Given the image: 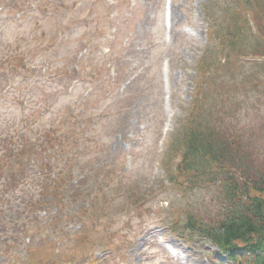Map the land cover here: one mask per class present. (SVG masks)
<instances>
[{
  "label": "rangeland",
  "instance_id": "1",
  "mask_svg": "<svg viewBox=\"0 0 264 264\" xmlns=\"http://www.w3.org/2000/svg\"><path fill=\"white\" fill-rule=\"evenodd\" d=\"M0 4L6 8L0 13V51L7 47L15 50L20 60L23 57L26 67L22 75L34 66L42 69L40 75L34 74L36 79L23 76L14 83L17 88L22 83L27 94L22 101L26 107L30 102L36 112L19 110L16 92L5 93L9 74L6 58L0 54V70L4 71L0 75V129L6 137L2 145L7 147L0 152L1 159L16 170L17 144H28L20 133L24 130L29 133L27 138L35 137L30 126L37 134L63 138L72 131L63 123L69 108L85 119L92 116L93 122L85 128L92 141L65 136L78 147L69 141L71 146L58 153L42 145L28 171L22 164L20 173L26 178L8 200L12 205L21 204H14L13 214L6 217L13 225L6 223L8 231L0 233V264L24 260L37 240L36 226L41 227L40 219L47 217L41 213L38 225L21 217L34 216L24 206L32 195L40 194L44 175H36L34 170L42 166L58 169L54 177H70L72 189L80 187L77 184L82 179L95 177V188L101 191L93 208V223L78 220L80 208L87 202L72 205L60 218L61 225L67 227L66 239L57 245L66 249L63 257L72 251L86 264H100L102 253L111 246L131 243V237L137 243L127 256L129 264H226L227 259L211 254L215 250L208 243L188 242L162 229L160 224L174 219L173 212L209 213L221 207L219 201L214 202L220 193L218 187L167 193L172 189L165 182V165L177 157L170 156L168 149L182 135L187 111L202 97L214 105L220 103L221 111L239 119L238 124H232L237 125L234 132L230 131L241 138L234 154L239 146L248 144L249 148L236 154V159L244 161L246 150V160L264 167V64L255 67L240 62L232 53L228 57L223 37L228 35L237 10L250 9L251 4L245 0H0ZM219 36L223 37L222 46L218 45ZM25 41L29 47L19 45ZM210 58L217 64L222 61V67L218 64L213 75H198L199 66ZM108 74L114 78L108 80ZM105 80L108 82L103 83ZM251 90L260 97L255 104L247 99ZM83 99L90 100L88 106L81 104ZM241 103L253 111H236L235 105ZM26 114L29 122L23 125L18 118ZM33 152L40 153L34 148ZM74 157L76 161L71 162ZM58 159L60 166L55 167ZM104 169H110L107 172L113 177L108 185L103 183ZM232 171L230 175L242 177ZM1 172L8 174L7 170ZM128 184L133 189L130 195L140 204L129 209ZM106 196L107 203L115 198V205L101 201ZM56 213L53 210L50 214ZM144 230L146 236L138 239ZM50 236L41 233L38 239L52 244L61 237ZM42 242L37 241V245ZM5 245L11 246V251H6ZM58 249L52 248L53 259L58 257Z\"/></svg>",
  "mask_w": 264,
  "mask_h": 264
},
{
  "label": "trees",
  "instance_id": "2",
  "mask_svg": "<svg viewBox=\"0 0 264 264\" xmlns=\"http://www.w3.org/2000/svg\"><path fill=\"white\" fill-rule=\"evenodd\" d=\"M245 1L251 4V8L238 9L237 15L232 19L233 23L229 27L228 35L223 36L225 37L224 45L228 43L227 49L230 51L226 55L231 57L234 54L238 60L241 59L240 62H245L246 59H264V0ZM238 13L240 14L238 15ZM250 23L253 24L252 28H249L248 24ZM223 37L219 39V46H222ZM10 51L15 52V50ZM245 63H249V61ZM250 63L255 67H258V64H264V62ZM219 65L215 59H211L203 65L206 71L204 74H215ZM255 88L253 86V89ZM252 92L253 90L248 93L247 99L255 104L256 100H260V97ZM200 100L202 101L192 104L187 111L180 141L179 139L175 140L168 149L170 156L177 157L171 164L165 165V180L173 187V190H183L185 193H193L194 190L201 189V186L218 187L220 193L214 202L219 201L221 207L220 209L213 207L214 209H210L209 213H200L194 209L185 215L173 212L174 219L171 217L172 223H169V226L173 228L174 232L181 236H187L188 239L197 238L199 241L209 242L218 249V253L226 254L234 264H264V167L259 164L254 166L252 161L246 160L248 158L246 150L244 161L236 159V154L243 151L245 147L249 148L248 144L239 146L238 152L234 154L233 148L241 143V138L232 136L233 133H231L237 127V125H232L234 122L238 124L237 116L234 119L230 118L228 112L221 111L220 103L214 105L213 101H204L202 97ZM235 108L236 111L241 109V113L247 110L253 111L243 103L235 105ZM234 114L236 115L235 112ZM73 136L75 139L92 141L88 140L89 136H84L83 133H76ZM1 138L0 152H4L7 147L2 144H5L6 140L3 136ZM27 143V145L23 143L22 146L17 144L19 161L16 170L9 165V162L7 164L0 157V208L6 209L0 211V219L10 225H13V220L11 218L7 220L5 214L13 213L14 204L21 203L7 205L4 196H12L13 192L19 188L20 182L26 178L24 173H20L22 164L28 171V166L32 164L35 157L41 154L33 152V148L38 150V143ZM60 144L59 138L49 136L41 143L40 150L42 151V145L53 150ZM62 147L65 149L68 145L63 144ZM252 150L256 151L257 149L253 147ZM43 160L39 157V161L43 162ZM60 162L58 159L54 166L58 167ZM1 170L4 172L7 170L8 174L4 176ZM49 170L47 176L39 168L37 171L34 170L36 175L41 173L46 177L41 183L40 194L32 195V198L24 206V210L29 214L34 213V216H21L22 219H33L35 225L40 224V221L43 222L41 227L36 226L37 240L34 241L32 248H28L26 253L28 257L25 261H19L17 258L12 264H63V261L67 264L72 256V251L69 252V255H66V251L64 257L60 256L56 259H53L50 254L52 248L55 251L57 245L65 240L67 234V227L61 225L60 222V218L64 216L63 213H66L72 205L87 202L86 206L80 208L81 214L78 216V220H81L82 223L89 221L93 223L92 220L94 221L91 216L92 214L96 215L93 208L96 200L100 198L101 191L95 188L93 179L90 178L89 181L84 179L77 184L80 187L72 189L69 187L73 183L70 177L58 175L54 179L53 168ZM104 170L103 183L108 185L113 177L110 172H107L110 169ZM229 170H233L232 172L235 174H241L242 177L230 175ZM77 185L75 186L77 187ZM79 189L85 193H80ZM131 192L133 189L128 184L127 209L130 206L140 205L139 199H135L133 194L130 195ZM107 200L106 196L101 201L105 204L115 205V198L110 199L109 203ZM113 200L114 202H112ZM32 201L33 204H30ZM53 210L57 211L55 215L50 214ZM41 213H45L44 216L47 217L38 221V216ZM85 219L86 221H84ZM41 233L47 234L48 237L51 235L50 237L53 239L59 235L61 237L57 243L53 240L54 243L50 244V241L38 239V235ZM37 241L43 242L37 245ZM11 249L10 246H7L6 251H11ZM247 256L249 257L247 258ZM81 260L82 257L73 259L72 262L83 264ZM89 264H95V262L89 261Z\"/></svg>",
  "mask_w": 264,
  "mask_h": 264
}]
</instances>
